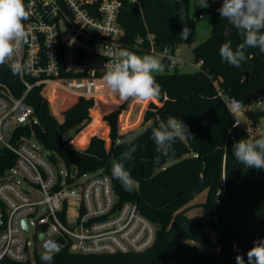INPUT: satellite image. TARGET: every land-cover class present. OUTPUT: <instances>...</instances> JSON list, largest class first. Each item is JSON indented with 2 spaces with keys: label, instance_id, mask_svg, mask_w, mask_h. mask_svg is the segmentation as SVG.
Listing matches in <instances>:
<instances>
[{
  "label": "trees",
  "instance_id": "1",
  "mask_svg": "<svg viewBox=\"0 0 264 264\" xmlns=\"http://www.w3.org/2000/svg\"><path fill=\"white\" fill-rule=\"evenodd\" d=\"M118 1L119 23L125 32L124 49L135 54L164 49L175 53L183 44L195 43L197 20L190 15L191 0ZM209 4L205 9L211 13V35L193 48L200 70L154 75L162 89L156 98L160 104L150 103L143 120L147 128L131 142H118L123 136L118 134L119 112H114L105 116L110 123L111 148H106L103 138L93 136L88 147L79 150L71 144L68 133L80 131L91 122L94 99L61 91L64 100L59 111L63 122H59L51 114L41 87L28 94L26 102L37 119L31 128L49 152L50 161L64 164L69 172L76 168L79 176L97 171L109 175L119 204L135 203L156 227V240L145 252L82 255L65 247L58 253H48L53 257L51 264H236L237 255H242L247 264V251L254 241L264 238V170L247 168L232 154V145L246 135L234 127L235 117L218 91L242 103L251 102L257 93L264 97V53L247 49V62L240 68L222 61L220 46L231 40L235 48L242 38L235 30L224 36L230 25L220 18L217 9L221 4ZM182 23L192 30L186 40L180 38ZM0 80L16 97L22 96L20 77L6 63L0 65ZM247 115L258 122L264 118V107L247 111ZM169 117L183 120L193 136L180 137L168 156H160L151 133ZM21 130L29 131L30 127ZM133 148L136 150L132 159L124 162L134 180L129 192L112 177L111 168L113 162L120 161L122 154ZM171 160L178 161L166 167ZM13 163L14 157L0 150V175ZM204 191L206 200L193 204ZM197 206L204 208L205 213L190 217L189 211ZM217 247L221 248L219 252ZM45 254H37L34 263L3 259L0 264H45L41 259Z\"/></svg>",
  "mask_w": 264,
  "mask_h": 264
},
{
  "label": "built area",
  "instance_id": "2",
  "mask_svg": "<svg viewBox=\"0 0 264 264\" xmlns=\"http://www.w3.org/2000/svg\"><path fill=\"white\" fill-rule=\"evenodd\" d=\"M29 18L23 21L28 40L22 43L11 65L19 61L25 71L17 73L24 92L16 97L0 80V150L14 157L13 166L0 175V261L35 262L44 253L43 244L57 243L74 254L113 255L142 253L156 240V227L132 202L119 204L111 177L102 171L62 177L58 165L42 146L31 144L36 138L31 126L37 122L26 98L35 87L51 85L85 99L107 96L103 76L118 57L109 52L123 50L124 29L119 23L118 0H24ZM202 19V14H199ZM141 41V40H140ZM139 41V42H140ZM170 69L177 66L169 49L159 52ZM13 72V71H12ZM235 117L234 127L248 140L264 134V118L256 122L247 111L264 107L257 93L242 103L219 90ZM108 96H112V93ZM29 126L30 130H21ZM91 176V177H88ZM88 177V178H87ZM80 178V193H68ZM25 183V186L22 184ZM77 196L78 207L70 224L69 196ZM27 220L28 230L23 226ZM39 246L31 249L29 234ZM44 235V241L40 240ZM194 245V243H192ZM221 250L217 247V252Z\"/></svg>",
  "mask_w": 264,
  "mask_h": 264
},
{
  "label": "clouds",
  "instance_id": "3",
  "mask_svg": "<svg viewBox=\"0 0 264 264\" xmlns=\"http://www.w3.org/2000/svg\"><path fill=\"white\" fill-rule=\"evenodd\" d=\"M215 2V0H213ZM197 6L208 8L209 0H199ZM196 6V7H197ZM183 11V10H181ZM220 18L226 20L230 27L226 35L235 30L242 38L233 48L231 40L225 41L219 48L222 61L232 67L240 68L247 62V49L256 48L264 53V0H221L217 9ZM29 18L24 0H0V65L13 59L22 43L28 40V33L23 21ZM180 33L181 40H186L191 29L186 23ZM118 57V62L110 66L103 76L106 86L121 101L129 99L152 100L161 95V85L156 81L154 73L162 71L161 62L152 55L143 57L123 49L109 52ZM14 74L25 71L26 65L19 61L12 65ZM181 136H193L183 120L169 117L158 127L152 129L151 139L155 142L160 156H168L173 145ZM124 152L120 161L112 164V177L118 180L126 191H132L134 180L125 168L124 162L132 159V152ZM235 159L247 168L264 170V134L255 140L240 139L232 145ZM160 157H157L159 159ZM247 264H264V238L253 242L247 251ZM45 264H51V254L41 257ZM236 264H246L242 255L236 256Z\"/></svg>",
  "mask_w": 264,
  "mask_h": 264
},
{
  "label": "rangeland",
  "instance_id": "4",
  "mask_svg": "<svg viewBox=\"0 0 264 264\" xmlns=\"http://www.w3.org/2000/svg\"><path fill=\"white\" fill-rule=\"evenodd\" d=\"M199 0H191L190 2V15L191 18L194 20H197V27L195 32V38L196 41L194 44L190 45L188 43L183 44L181 47H179L173 55L177 58V66L175 69H170L167 67V61L166 59L160 54V53H140L137 54L138 56H145V55H152L155 58H157L162 65V71L158 73H154L153 75H160V74H166V73H195L200 70V65L195 62L194 59V52L193 48L194 46L201 44L205 40H207L211 35L212 30V23H211V13L208 9L201 8L197 6ZM197 6V7H196ZM202 14L203 18L198 19V15ZM54 87L51 85H47L45 87V96L48 100L49 109L51 114L59 121L63 122V116L60 114V106L64 100V97L60 92H67L64 90L58 89V91H54ZM103 92L107 94V96H101L96 99L94 107L90 111L91 115V122L84 126L80 131L77 130H71L68 135L72 137L71 144L79 149V150H85L87 148V140L90 141L91 136H99L103 138L106 142V148L110 149L112 145V140L110 138V123L109 121L105 120V116L108 114L119 112L117 115V123H118V134L122 135L123 138L120 139L119 143L121 142H131L135 138H137L139 135H141L147 128V126L141 127L144 120V115L147 109L149 108V105L144 112V115L141 110L142 106H132V103L135 99H129L128 101H121L119 97L116 94H113L112 91L106 86V83H103ZM68 93V92H67ZM112 93L113 97H109L108 95ZM112 100V101H111ZM139 103V101L137 100ZM143 116V117H142ZM133 120L131 123H128L129 120ZM183 139L184 137L181 136ZM31 144H35L38 147H42V145L39 143V141L36 138H31L30 140ZM178 160H171L168 161L166 164V167L171 166L175 164ZM59 171L62 173V177L65 176L67 173V168L64 164H61L59 167ZM91 177V176H88ZM87 177V178H88ZM87 178H80L79 180H76L75 183L70 186V190L67 191L68 193H74L79 194L80 193V185L83 181H85ZM25 186V183H22ZM207 198V192L204 191L201 194H199L195 200L192 202L193 204H198L201 202H204ZM69 202H70V217L71 220L70 224H73L74 217L73 215L77 211L78 207V198L77 196L70 195L69 196ZM205 213L204 208L201 206H197L192 208L188 215L192 218H196L201 216ZM34 231L32 230L29 234L30 240L32 242L31 249H36L39 246L33 236ZM213 238H215V235L213 234Z\"/></svg>",
  "mask_w": 264,
  "mask_h": 264
},
{
  "label": "water",
  "instance_id": "5",
  "mask_svg": "<svg viewBox=\"0 0 264 264\" xmlns=\"http://www.w3.org/2000/svg\"><path fill=\"white\" fill-rule=\"evenodd\" d=\"M209 1H210V2H213V0H209ZM215 3H220V4H221V0H215ZM228 28H229V27H228ZM228 28H227V29H228ZM233 31H234V30H233ZM233 31H232V32H233ZM232 32H231V33H232ZM224 36H229V35H226V31H225V33H224ZM77 174H78L77 169L74 168V169L72 170V175L75 177V176H77ZM23 226L25 227L26 230H28L27 220H24V221H23ZM44 239H45L44 235H41L40 240H41V241H44ZM42 250H43L44 253H58V252L61 251V248H60V246H59L57 243L52 242V241H47V242H45V243L43 244Z\"/></svg>",
  "mask_w": 264,
  "mask_h": 264
},
{
  "label": "crops",
  "instance_id": "6",
  "mask_svg": "<svg viewBox=\"0 0 264 264\" xmlns=\"http://www.w3.org/2000/svg\"><path fill=\"white\" fill-rule=\"evenodd\" d=\"M139 101V103L137 102V99H135L134 101H133V103H132V106H142V110L140 111L141 112V115H142V113H143V115H144V112L146 111V109H147V107H148V105L150 104V103H155V104H157V105H159L160 104V102L156 99V98H154V99H152V100H138ZM143 117V116H142ZM133 120H129L128 121V123H131ZM144 126H147V125H142L141 127H144ZM122 136V135H121ZM92 137V136H91ZM91 139V138H90ZM120 141V140H119ZM118 141V142H119ZM87 144L89 143V141L87 140V142H86ZM87 147H88V145H87Z\"/></svg>",
  "mask_w": 264,
  "mask_h": 264
}]
</instances>
